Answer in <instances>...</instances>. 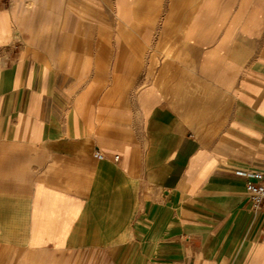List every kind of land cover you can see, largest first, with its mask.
Returning a JSON list of instances; mask_svg holds the SVG:
<instances>
[{
    "label": "crops",
    "instance_id": "0c3cea01",
    "mask_svg": "<svg viewBox=\"0 0 264 264\" xmlns=\"http://www.w3.org/2000/svg\"><path fill=\"white\" fill-rule=\"evenodd\" d=\"M262 162L264 0H0V264H264Z\"/></svg>",
    "mask_w": 264,
    "mask_h": 264
},
{
    "label": "built area",
    "instance_id": "2783aa9c",
    "mask_svg": "<svg viewBox=\"0 0 264 264\" xmlns=\"http://www.w3.org/2000/svg\"><path fill=\"white\" fill-rule=\"evenodd\" d=\"M97 158H102V154L97 150L94 153ZM250 181L246 184V189L255 201H264V162L257 170L250 174Z\"/></svg>",
    "mask_w": 264,
    "mask_h": 264
},
{
    "label": "rangeland",
    "instance_id": "374dc122",
    "mask_svg": "<svg viewBox=\"0 0 264 264\" xmlns=\"http://www.w3.org/2000/svg\"><path fill=\"white\" fill-rule=\"evenodd\" d=\"M38 257L39 263L37 264H79L78 257L72 258L69 255L40 253ZM34 258L36 257L30 254L26 255L18 264H35Z\"/></svg>",
    "mask_w": 264,
    "mask_h": 264
}]
</instances>
